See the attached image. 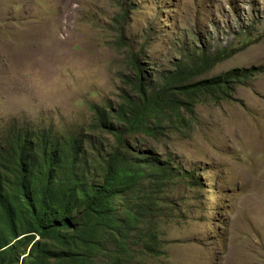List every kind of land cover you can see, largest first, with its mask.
Returning <instances> with one entry per match:
<instances>
[{
    "label": "rangeland",
    "instance_id": "1",
    "mask_svg": "<svg viewBox=\"0 0 264 264\" xmlns=\"http://www.w3.org/2000/svg\"><path fill=\"white\" fill-rule=\"evenodd\" d=\"M131 51L154 86L201 52H233L205 78L257 69L160 140L180 178L157 217L165 254L142 263L264 264V0H0V132L88 128L90 106L117 107L129 89Z\"/></svg>",
    "mask_w": 264,
    "mask_h": 264
},
{
    "label": "trees",
    "instance_id": "2",
    "mask_svg": "<svg viewBox=\"0 0 264 264\" xmlns=\"http://www.w3.org/2000/svg\"><path fill=\"white\" fill-rule=\"evenodd\" d=\"M143 56L129 53V89L117 107L90 106L88 128L15 123L0 132V264H143L165 254L157 217L180 177L158 144L186 130L204 98H228L257 69L205 78L233 52H201L154 86ZM105 135L112 145L99 142Z\"/></svg>",
    "mask_w": 264,
    "mask_h": 264
}]
</instances>
